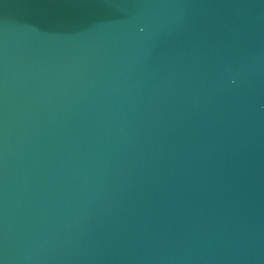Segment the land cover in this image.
Masks as SVG:
<instances>
[{
  "label": "water",
  "instance_id": "obj_1",
  "mask_svg": "<svg viewBox=\"0 0 264 264\" xmlns=\"http://www.w3.org/2000/svg\"><path fill=\"white\" fill-rule=\"evenodd\" d=\"M0 264H264V0H0Z\"/></svg>",
  "mask_w": 264,
  "mask_h": 264
}]
</instances>
